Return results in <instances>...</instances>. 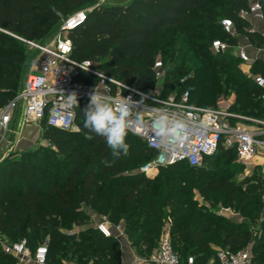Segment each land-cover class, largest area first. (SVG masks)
Masks as SVG:
<instances>
[{
	"label": "trees",
	"instance_id": "obj_1",
	"mask_svg": "<svg viewBox=\"0 0 264 264\" xmlns=\"http://www.w3.org/2000/svg\"><path fill=\"white\" fill-rule=\"evenodd\" d=\"M258 1L264 15V0ZM93 2L0 0V107L15 96L16 73L23 58V50L15 36L36 41L61 18ZM250 3V0H130L126 4L108 3L89 10L83 25L69 33L72 56L79 60L94 61L106 74L146 93H152L159 84L152 70L154 61L159 58L163 68L166 67L160 79L162 95H179L186 90L192 104L213 108L219 96L232 92L235 101L229 109L237 105L240 114L257 117L264 103L261 89L250 77L241 73L240 60L233 52L214 53L210 49L213 39L225 40L234 45L241 39L240 35L247 37L255 47L264 46L260 34L250 31L249 21L238 14L240 10H247ZM223 17L231 19L239 35L229 36L222 31L219 21ZM217 31L219 35L212 36ZM180 53H183L182 57L176 60ZM257 69L264 75L262 58H257L251 65L253 73ZM169 83L173 84V91L166 92L164 89ZM88 103L86 99L81 100L76 109L78 132L41 122L44 126L42 137L52 142L59 151L68 153L69 166L66 170L55 167L51 172L40 163H30L25 158L0 161V237L13 242L21 237L35 241L43 235H49L46 262L60 264L59 256L48 259L49 251L60 254L66 251L68 258L76 257L78 263L88 264L84 256L77 257V253H82L92 256L97 264L108 254L113 256L114 253L109 251L117 243L115 238L100 233L90 237L89 234L96 233L93 227H88L85 232L80 231L78 236L64 234L58 228V216L67 214L76 224L86 223V213L79 204L80 199L85 204L92 202L101 207L100 213L106 214L110 221L128 219L138 209H144L142 222L145 226L141 232L136 234L138 230L127 225L125 229L129 231L127 238H134L132 245L141 242L149 246L160 235L165 215V210L155 200L158 195L164 206H171L170 214L176 216L171 226V245L182 264L187 258L186 255L182 256L184 252L195 254L197 250L210 249L209 243L215 239L221 248L231 250L248 245L251 240L249 231L240 230L234 225L230 229L217 227V223L209 219L213 217L210 213L202 226L200 221L205 215L192 216L191 212L195 208L188 203L190 207L185 210L180 200H174L170 194L172 191L191 188L192 185L181 184L182 179L190 175L212 178L210 182L204 180L198 184L199 187H219V181L213 178L214 168L209 160L219 151L222 154L219 158L232 156L236 160L233 148H225L220 143L200 166L192 167L184 162L162 166L158 171L167 173L165 177L155 174L146 177L139 170L124 174L126 169L137 165L143 157L145 162L149 161L154 151L129 132L126 138L128 154L114 158L104 138L90 133L83 126V110ZM136 145L138 149H135ZM102 161H108L110 166ZM224 167L225 170L230 169L228 162ZM36 171L42 179L40 185ZM173 173L177 175L171 176ZM230 177L223 179L221 185ZM18 185L21 187L18 188ZM112 186L116 188L112 190ZM230 189V194L234 195L235 187ZM138 220L135 219L134 223H138ZM208 227L211 229L208 230ZM83 235L89 243L87 246L82 245ZM27 244L29 246L28 240ZM95 246L99 250L93 248ZM250 249L252 262L264 261V224L258 242ZM215 256L216 252L213 257L206 259V253H203L202 260L197 263L194 260V264H218ZM6 258L16 260L0 247V259Z\"/></svg>",
	"mask_w": 264,
	"mask_h": 264
},
{
	"label": "built area",
	"instance_id": "obj_2",
	"mask_svg": "<svg viewBox=\"0 0 264 264\" xmlns=\"http://www.w3.org/2000/svg\"><path fill=\"white\" fill-rule=\"evenodd\" d=\"M108 3L109 0H94L93 3L61 18L49 43L15 36L34 49V53L20 90L0 107V145L5 135L12 132L11 124L15 119L16 121L21 119L20 125L41 124L44 121L51 127L78 132L79 127L75 121L77 107L69 106L66 95L76 93L79 106L81 100L89 101V93L96 88L114 97L124 96L130 99V102H135L133 111L143 114L144 124L133 123L129 132L142 139L155 153L149 161L139 167V172L146 177L153 176L162 166L178 162L187 163L192 167L200 166L204 158L213 154L220 143L225 148L235 150L236 161L240 164L254 165L256 163L253 159L258 156L264 159V119H256L255 128L238 123L232 124L235 120L240 121L247 117L231 112L229 106L208 109L194 105L189 101V93L186 90L179 95L171 93L166 96L157 91L146 93L106 74L94 61L74 58L69 33L83 25L89 10ZM238 14L249 21L250 31L258 32L264 40V28L259 31L252 25V20H258L263 22L264 26V15L259 1L252 0L248 9L240 10ZM219 24L225 34L239 35L231 19L223 17ZM240 36L245 40L242 44L233 45L225 40L213 39L210 49L214 53L233 50L240 60L241 71L261 89V98L264 101V75L251 71L254 60L257 58L264 60V46L254 47L247 37ZM251 47L257 51L254 56L248 53ZM259 53L261 55H258ZM152 70L157 80L163 78V65L159 59L154 61ZM163 108L183 112L193 125L192 135L186 142L169 146L162 143L156 135L151 123L152 117ZM96 228L105 237H113L118 241L124 236L122 224L102 221L96 224ZM4 239L0 238L2 250L20 262L32 258L35 264H46V243L39 244L31 253L25 238L13 242ZM215 257L218 264L252 263L249 246L238 250L220 247L216 250ZM149 261L154 264H182L180 256L174 251L167 236L162 237L160 244L152 251ZM185 264H194L193 257L188 256Z\"/></svg>",
	"mask_w": 264,
	"mask_h": 264
},
{
	"label": "rangeland",
	"instance_id": "obj_3",
	"mask_svg": "<svg viewBox=\"0 0 264 264\" xmlns=\"http://www.w3.org/2000/svg\"><path fill=\"white\" fill-rule=\"evenodd\" d=\"M130 0H109V3L111 4H122L127 3ZM252 1V0H250ZM59 22V21H58ZM58 22L54 26H52L50 29H48L39 39H37L35 42H43V43H49L54 35L55 31L58 25ZM219 32H214L212 36H218ZM17 38V37H16ZM21 49L23 50V58L20 62V66L17 70L16 76H17V84L15 86V94L20 90L23 80L29 70V63L30 59L34 53V49L30 48L27 44L22 42V45L20 43ZM245 40L244 38L241 40H238V43H243ZM254 46V45H253ZM255 47V46H254ZM233 51V50H232ZM231 51V52H232ZM249 55L254 56V53H257V51L249 49L248 51ZM183 53H180L176 60H180ZM159 59V58H158ZM166 64L168 65V58L166 59ZM166 65V66H167ZM240 66V65H239ZM166 67L163 68L164 74ZM242 73V71H241ZM256 73H260L257 69ZM154 87L153 91L161 92L162 84L160 83ZM173 84L169 83L167 88L164 90L166 92H171ZM235 101V96L232 92H230L226 96H219L216 102V105L213 108L208 109H218L220 107L229 106ZM263 108L261 109L259 116L255 117L251 114L244 116L247 117V119H243L240 121H233L232 124L238 123V125H245L250 126L252 128H255L256 119H262V116H264V103ZM206 108V107H204ZM231 112H234L235 114H240V111L238 110L237 105H235L234 109H229ZM20 121H17L15 124V127L12 128V132L5 135V138L0 145V161L1 160H21L22 158H25L27 162H35L36 164H41L42 167L48 168L49 171H54L55 167L60 168L61 170H66L68 168V153L59 151L52 142H50L48 139L42 137V133L44 130V126L42 124H35V123H29L25 124L23 127L20 126ZM22 127V129H21ZM135 149H138V146H135ZM221 151H219L215 157H212L209 162L211 163L212 167L214 168V171L212 174H214L213 178H216L219 182L217 183L216 189H206L204 186H198V184H202V182L207 180V182H210L212 178L207 177H199V176H186L184 179H182L181 184L185 183L187 186L192 185L191 188H185L180 189L179 191H172L170 194H172L173 199L177 200L179 199L180 204L184 207L185 210H188L191 204V207L195 208L192 210L191 215H205L202 217V220L200 221V224L203 226L204 219H206V216L208 213L212 214L213 217H209L211 222H216L217 227L223 226L226 229H230L232 225L237 226L240 230H246L251 233V240L248 243L249 247H252V245H255L258 242L259 234L263 228L264 224V162L259 164L260 159L254 158L253 162H256L254 165H243L236 162L234 157L232 156H225L222 158H219L221 156ZM144 157L137 163V165H133L131 168H128L124 171V174H133L139 170V167L143 165ZM228 162V165H230V169L225 170V163ZM139 172V171H138ZM37 173V180H39L38 184H41V178L39 177V172ZM158 176H167V173L164 172H156L154 173ZM177 175L176 174H171ZM231 176L228 180H226L225 184L221 185L220 182H222L223 179H225L228 176ZM145 176V175H144ZM19 186V185H18ZM23 186V184L21 185ZM19 186L18 188H20ZM180 186V185H179ZM221 186H224L221 188ZM232 187H235L236 193L234 195L230 194V191ZM116 187L112 186V190H114ZM113 192V191H111ZM155 192V191H154ZM157 192V190H156ZM111 194V193H110ZM112 195V194H111ZM255 196V197H251ZM241 199V200H240ZM155 200L161 205V207L165 210V215L162 218V224H161V231L160 235L154 240L149 246L144 245L143 243L139 242L136 245H132L134 238H127V234L129 233L128 230L125 229L126 225L127 227H133L137 231L136 234H139L141 230L144 228V223L142 222L144 215L142 214V211L144 209H138L133 216L130 218H117L115 220H109L106 216V214L100 213L101 207L92 204H85L82 199H80L79 204L81 208H83L84 212L86 213V223L84 224H76L75 220L70 217L67 214H61L58 216V228L61 232L64 234H75L78 236L79 232L85 230L88 227H93L96 230V233L89 234L90 237H93L95 234L100 233L99 230L96 228V224L103 220L110 222L111 224H122L124 226V236L122 239L126 238L127 241L125 242L126 245L131 246V252H130V264H154L149 261L150 255L152 253V249L160 244L162 237L167 236L171 243V226L173 224L174 219L176 216H172L170 214L171 206H164V202L162 201L161 196L156 195ZM189 203V204H188ZM120 217V216H119ZM124 217V216H123ZM139 218L138 223H134L135 219ZM184 222L183 224H185ZM199 224V225H200ZM211 228L208 227V230ZM102 234V233H100ZM103 235V234H102ZM104 236V235H103ZM82 237V236H80ZM218 237V234L216 233L215 238ZM3 239V237H0ZM26 238L29 241V248L31 250V253L34 251L35 247L38 246L41 243H46L47 247H49L50 243V236L49 235H43L37 240L33 241L31 238L27 237H21ZM84 238V239H83ZM116 240L117 243L114 245L109 252H113V256L108 254V256H105L104 258L100 259L97 264H121L122 261V254L123 249L121 244L123 243V240ZM5 240V239H4ZM125 240V239H124ZM89 243L85 239V236L82 237V245L87 246ZM1 247V246H0ZM96 250H99L98 246L93 247ZM210 249H200L197 250L195 254L184 252L182 256L186 255V257L191 256L197 263L198 261L202 260L201 254L206 253V259H209L213 257L214 253L218 248H220V245L216 241H211L209 243ZM2 249V248H1ZM127 252L126 250H124ZM64 253L60 254L58 252L49 251L48 259H53L56 256H59L60 258V264H81L77 262V258L69 259L68 255ZM84 256V261L88 262V264H95L93 261L92 256H85L82 253H77V257ZM119 257L116 259L115 257ZM128 260V258H127ZM0 264H35L32 260V258H28L24 262H20L17 258L16 260H10L8 258L6 259H0ZM46 264H51V262H46ZM251 264H264V261L261 263L257 260L252 262Z\"/></svg>",
	"mask_w": 264,
	"mask_h": 264
},
{
	"label": "clouds",
	"instance_id": "obj_4",
	"mask_svg": "<svg viewBox=\"0 0 264 264\" xmlns=\"http://www.w3.org/2000/svg\"><path fill=\"white\" fill-rule=\"evenodd\" d=\"M69 106L78 107L76 93L66 95ZM135 102L124 96L114 97L94 88L89 93V103L84 108L83 126L90 133L103 137L114 158L127 155L129 144L126 142L130 127L144 124L141 112H134ZM152 127L161 142L166 145H179L192 135L193 125L181 111L168 108L153 114ZM110 166L108 161H102Z\"/></svg>",
	"mask_w": 264,
	"mask_h": 264
},
{
	"label": "crops",
	"instance_id": "obj_5",
	"mask_svg": "<svg viewBox=\"0 0 264 264\" xmlns=\"http://www.w3.org/2000/svg\"><path fill=\"white\" fill-rule=\"evenodd\" d=\"M252 25L256 28V29H258L259 31L260 30H263V28H264V26H263V22H261V21H258V20H252ZM251 49V51H253V50H255L254 49V47H251L250 48ZM258 55H261V53H259ZM17 121H16V119L12 122V124H11V128H13V127H15V124H17L16 123ZM20 126H24V125H20ZM22 127H21V129H22ZM256 158H258V159H260V163H263L264 162V159L263 158H261V157H256ZM256 163V162H255ZM259 163V164H260ZM103 220H101V221H99V222H102ZM98 222V223H99ZM110 223V222H109ZM125 239V240H124ZM124 239H122L123 240V243L121 244V246H122V249H123V254H122V261H121V264H130L129 262H130V260H129V258H130V252L132 251L131 250V246L129 245H126L125 244V242L127 241V239L126 238H124ZM124 250H126L127 252H125ZM127 258H128V260H127ZM132 261V260H131ZM138 264V263H137Z\"/></svg>",
	"mask_w": 264,
	"mask_h": 264
}]
</instances>
